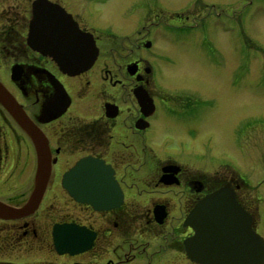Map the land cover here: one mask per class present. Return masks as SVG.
Returning a JSON list of instances; mask_svg holds the SVG:
<instances>
[{"label": "flooded vegetation", "instance_id": "af4514ba", "mask_svg": "<svg viewBox=\"0 0 264 264\" xmlns=\"http://www.w3.org/2000/svg\"><path fill=\"white\" fill-rule=\"evenodd\" d=\"M116 1L0 0V83L27 122L23 129L0 103V264H200L190 254L204 255L207 247L194 240L197 232L187 222L221 190L251 215L253 229L264 237V214L244 176L228 163L215 171L202 163L218 160L219 150L200 141V149L180 155L174 143L160 141V123H167L170 137L175 130L191 136L200 127L207 132L226 126L225 133L233 134L219 112L222 91L204 94L207 79L175 81L168 71L174 58L162 55L180 43L187 60L204 66L201 58L208 59L209 70L223 61L237 64L234 54L215 53L201 32L206 20L199 17L217 4L185 0L184 8L169 10L162 21L152 9L163 3L140 0L134 25L118 32L107 23ZM236 6L237 0L227 3L230 11ZM38 8L65 12L93 36L97 56L88 70L65 73L33 47L40 43L29 39ZM133 29L145 33L137 42L126 34ZM253 48L248 42L242 67L226 73V85L247 94L254 90L242 92L241 84L258 85L257 97L264 100V72L252 64L259 59L263 68V54L257 49L251 56ZM251 114L233 123L237 140L246 144L264 140L262 128L260 136H250V127L264 126V117ZM84 160L91 164L76 169Z\"/></svg>", "mask_w": 264, "mask_h": 264}, {"label": "rangeland", "instance_id": "374dc122", "mask_svg": "<svg viewBox=\"0 0 264 264\" xmlns=\"http://www.w3.org/2000/svg\"><path fill=\"white\" fill-rule=\"evenodd\" d=\"M139 1L140 0H117L115 4H119V7H117V9L110 14L107 22L110 27L118 32H121L128 26L134 25L132 24L134 15L133 12L137 4H139ZM147 1L151 0H143L144 4ZM190 1L194 2V0ZM200 1L202 5L203 3L208 4V7H210V4H217V8H210L208 12V9H205L203 12L204 14L199 17L206 20V27L201 29V32L204 31L203 36L212 42L213 46L209 45V47H212V50L215 53H222L223 55L234 54V56L238 58L237 64L234 66H229L228 64L227 67L225 61H223V65L217 67L216 69L212 68L213 70H209L210 62L208 59L201 58V62L207 63V65L203 64L205 67L197 62L187 60V53H184L183 50L184 44L182 46L180 43H177V50H175V52L172 51L170 48L171 46H169L168 51H163L162 55L174 58V63L172 66L170 65V68L168 67V71H170L172 78L175 81L178 82L184 78H187V81L189 78L207 79V82L203 81L204 88L207 90L204 94L216 95L222 91V94L226 99L224 101V108L222 106L219 112L221 114L223 113V117H225L224 122L226 124L232 123L233 134L225 133V130L228 129L226 126L220 128L215 127L207 132H202L200 127L199 129H192L191 136L187 134H185V136L180 135L178 133L179 130H175L172 137H170V128L164 127L168 126L166 125L167 123H160L158 126L161 127V129L164 128L162 130L163 133L161 134V137H165V139L163 138V140L160 141L174 143L172 149L180 155L187 151L194 152V148L200 149L201 146H197L200 141H203L205 144L207 143V147L212 145L214 149L219 150L216 152L217 154L214 155L218 160H207L202 163H205L209 169H214V171L219 170L220 167L218 166L222 163H228L233 166L236 172L239 173L240 176H244L247 182L251 185V197H253L254 201L261 207L264 214V140H250L249 143L246 144L244 140H237L236 138L238 135L235 134V131L238 127L233 128V123L237 116L241 115L240 117H242L244 114H250L252 112V118H263L264 100L257 97L259 88L258 85L250 88L244 86L243 84L240 85L242 92H250L251 90H254L253 92H250V94L241 92V94L236 93L235 91L229 90V85H226V73H232L242 67L244 56L249 53V51L244 50L248 42L251 43V47H254L251 51V56L258 55L260 51L263 54L264 61V0H237V6L234 11H230L227 8V3L235 0ZM159 2L160 4L163 3L162 7H152V13L157 15L159 14L160 20L163 21L165 17L170 18V15H167L169 10L174 9L178 11L179 8L182 9L185 7V3L187 1L159 0ZM136 30L137 29H133L126 32V34L132 38L133 42H137V40L142 39L145 34L143 31L140 33L142 35H138ZM243 33H245L248 42L245 41ZM175 36L178 40L184 39L183 35L179 37L178 34H175ZM199 37L202 36L197 35L196 39L198 42H201V38ZM188 39L189 38L187 37V40ZM257 49L259 51H256ZM252 62L256 68L258 67L257 73L264 72V67L262 68V63L259 59L253 58ZM254 71L256 72V69ZM212 78H215L213 82L210 81ZM234 90L236 89L234 88ZM230 104L231 108L228 109ZM237 104H239L238 109H234L233 106H237ZM227 113H230L231 115L233 114V117L228 116ZM240 121L241 120L239 119L237 123ZM243 122H246V118H243ZM241 127L242 124L240 125V128ZM261 128L264 129V126L260 127L258 123H256L255 127H250V136H260L261 130L259 129ZM165 130L166 135L164 134ZM185 132L188 133L187 130H185ZM194 132L200 135L199 139L194 136ZM211 134H215L218 137L217 140H204L208 139ZM210 151L212 150L209 149L208 152ZM225 169L226 168H223L222 170ZM261 233L264 235V227L261 228Z\"/></svg>", "mask_w": 264, "mask_h": 264}, {"label": "water", "instance_id": "95a60500", "mask_svg": "<svg viewBox=\"0 0 264 264\" xmlns=\"http://www.w3.org/2000/svg\"><path fill=\"white\" fill-rule=\"evenodd\" d=\"M40 11L44 10L36 9L29 37L30 42L40 43L33 47L54 57L65 73L77 75L89 69L97 56L93 36L82 32L64 13L44 16ZM0 103L23 129H27L23 113L1 83ZM41 157L39 150L40 164ZM89 163L84 160L76 169L88 167ZM39 169L43 171V164ZM187 224H192L197 232L194 240L207 247L204 255L191 253L193 261L200 264H264V239L254 231L251 215L234 197H229L228 190H221L204 200L190 215Z\"/></svg>", "mask_w": 264, "mask_h": 264}]
</instances>
